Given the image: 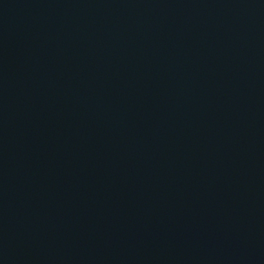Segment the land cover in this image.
I'll use <instances>...</instances> for the list:
<instances>
[{
    "label": "water",
    "instance_id": "water-1",
    "mask_svg": "<svg viewBox=\"0 0 264 264\" xmlns=\"http://www.w3.org/2000/svg\"><path fill=\"white\" fill-rule=\"evenodd\" d=\"M0 264H264V0H0Z\"/></svg>",
    "mask_w": 264,
    "mask_h": 264
}]
</instances>
